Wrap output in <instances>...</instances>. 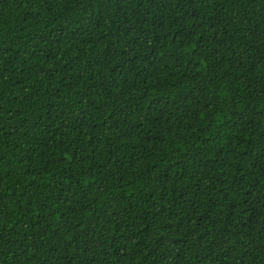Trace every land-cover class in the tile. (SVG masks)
Returning <instances> with one entry per match:
<instances>
[{"label": "trees", "instance_id": "obj_1", "mask_svg": "<svg viewBox=\"0 0 264 264\" xmlns=\"http://www.w3.org/2000/svg\"><path fill=\"white\" fill-rule=\"evenodd\" d=\"M0 264H264V0H0Z\"/></svg>", "mask_w": 264, "mask_h": 264}]
</instances>
